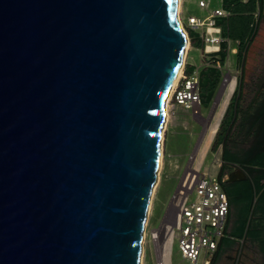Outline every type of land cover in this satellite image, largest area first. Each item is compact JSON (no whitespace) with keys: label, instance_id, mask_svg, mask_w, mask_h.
Returning <instances> with one entry per match:
<instances>
[{"label":"water","instance_id":"water-1","mask_svg":"<svg viewBox=\"0 0 264 264\" xmlns=\"http://www.w3.org/2000/svg\"><path fill=\"white\" fill-rule=\"evenodd\" d=\"M177 7L0 0V264H140Z\"/></svg>","mask_w":264,"mask_h":264},{"label":"rangeland","instance_id":"rangeland-1","mask_svg":"<svg viewBox=\"0 0 264 264\" xmlns=\"http://www.w3.org/2000/svg\"><path fill=\"white\" fill-rule=\"evenodd\" d=\"M202 1L206 4L205 9L198 7L199 0H182L180 18L183 27L187 31V18L189 16L203 19L215 9H222V0ZM257 22L254 38L250 44H246V47L244 46L242 55L237 54L238 42L229 40L225 42L227 48L223 66L220 68V79L208 105L200 108L201 118H193L191 112L185 110L182 106L169 105V119L163 138V170L161 171L160 183L151 205L143 250V264H155L158 258L155 244L150 239V232L162 222L170 198L188 163L189 156L198 154L203 145V141L209 131L208 128L214 121L213 118L210 119L214 103L219 95L223 93L225 81L229 78H235V87L239 80L242 81L239 102V107L242 111L248 107L252 97L255 96L256 98L262 94V89L264 88V46L258 47V45L261 37V30L259 29L264 24V20ZM232 49H235V53H233ZM213 59L215 57H212L210 62H207L201 55V49H194L190 45L185 66L189 64L194 70L197 69L200 72L203 66H213L210 64ZM259 85H261L260 90H258ZM244 119L246 117L239 115L236 128L232 134L233 140H242V136H240L242 128L240 125L245 126ZM208 152L199 168L202 174H207L210 178L218 177L221 173L226 175L229 167H236L247 175L245 181L237 182L238 184H225L223 187L231 199L226 227L231 237L243 239V247L245 246L244 248L257 261V264H264V209L261 211L260 207L264 200V153L254 157L252 152L242 154L230 149L228 154L223 156L221 147L214 153L209 150ZM216 160L221 162L220 169L214 162ZM169 214L170 212H168ZM170 260V264H188V262L182 260L175 241H173L171 246ZM228 260L227 257L226 261ZM198 264H200V261H198Z\"/></svg>","mask_w":264,"mask_h":264},{"label":"built area","instance_id":"built-area-1","mask_svg":"<svg viewBox=\"0 0 264 264\" xmlns=\"http://www.w3.org/2000/svg\"><path fill=\"white\" fill-rule=\"evenodd\" d=\"M198 7L205 9V2L199 0ZM253 16L254 23L251 27L256 24L258 14ZM225 17L226 12L215 9L203 19L194 16L187 18L186 28L198 34L202 43L201 55L207 62H210L212 54L220 51V45L227 41L221 36V29L217 25V20ZM183 32L189 40L187 30ZM209 47L212 50H207ZM214 63L216 68L220 69L219 63ZM171 104L189 110L193 118H201L202 105L197 69L190 75H186L185 68L183 69L171 94L169 105ZM195 158L196 155L189 156L162 222L150 232V239L155 244L158 254L155 264H170L173 241L176 242L182 260L188 264H198V261L200 264H211L221 240L233 239L226 227L230 204L222 187L225 175L210 178L207 174H202L200 169L195 167ZM214 162L220 169L221 162L217 160ZM160 242L163 246L167 244L168 261H165L163 252L160 256Z\"/></svg>","mask_w":264,"mask_h":264},{"label":"trees","instance_id":"trees-1","mask_svg":"<svg viewBox=\"0 0 264 264\" xmlns=\"http://www.w3.org/2000/svg\"><path fill=\"white\" fill-rule=\"evenodd\" d=\"M222 10L227 13V17L217 20V25L221 29V36L229 41L238 42V55H242V51L250 44L255 35L256 27H251L254 21V14H258L257 21L264 20V0H222ZM258 23V22H257ZM188 37L190 38V45L194 49H202V43L198 34L188 29ZM245 46V47H244ZM227 45L222 43L220 45V51L212 54L215 57L210 63L211 67L203 66L201 71H198L199 79V93L201 97V105L206 107L213 93L215 92L219 79L220 69L215 67L214 62H218L220 68L223 66V60L225 58ZM243 57V56H242ZM193 67L187 64L185 67V74L190 75L193 71ZM242 81L239 80L235 90L229 100V103L224 111L218 126L217 132L211 142L209 151L211 153L216 152L220 147L222 155L228 154V150L234 149L236 152L247 153L252 152L253 156L264 153V88L262 94L259 97H252L249 101L248 107L242 111L239 107L240 91ZM261 85L258 86L260 90ZM246 117L244 119V125L241 126L242 136L241 141L233 140L232 134L236 128L238 117ZM238 127V126H237ZM233 167L228 168V172ZM227 172V173H228ZM252 175V172H251ZM224 174L221 173L220 177ZM234 184H238L237 182ZM225 183H222L224 187ZM229 204L231 205V199ZM261 211L264 209V200L261 203ZM264 236V235H263ZM215 258H213L211 264H213Z\"/></svg>","mask_w":264,"mask_h":264},{"label":"bare ground","instance_id":"bare-ground-1","mask_svg":"<svg viewBox=\"0 0 264 264\" xmlns=\"http://www.w3.org/2000/svg\"><path fill=\"white\" fill-rule=\"evenodd\" d=\"M181 6H182V0H178L177 18H178V22L180 24L181 29L185 30L184 27H183L182 20L180 18ZM207 50H212V48L209 47ZM189 51H190V44H189V40L187 39L186 44H185V48L183 50V54H182V58H181V62H180L179 68L177 70V73L175 75V78H174V80L172 82L171 88H170V90L168 92L167 98H166L165 103H164L165 119H164V122H163V127H162V131H161V138H160L159 165H158V169H157V172H156V181H155V184H154V186L152 188V192H151L150 204H149V208H148V211H147L145 227L148 225V222H149V217H150L151 205H152L153 197H154L156 189H157V187H158V185L160 183V174H161V171L163 170V138H164V133H165L166 128H167V122H168V119H169V115H168L169 101H170L173 89L175 88L178 80L180 79V77L182 75V72H183V69H184V66H185V62H186V58H187V55H188ZM233 53H235V50H233ZM235 84H236L235 78H229L228 80L225 81V84H224V88L225 89L223 90V93H222V96H221V100H220V103H219V106H218L219 108L217 109V113L215 112L216 113V115H214L215 118L213 117L214 121L212 120L213 121V123H211L212 126L211 125L209 126V128H208L209 131H208V134H207V136L205 137V139L203 141V145L201 146V149L199 150L198 154H196V158H195L194 162H195V167L197 169L200 168V165H201L202 161L205 160L204 158H205V156H206V154L208 152L210 143L212 142V138H213L214 134L217 132L216 130H217L219 121L221 119V116L224 113V110H225V108H226V106L228 104L229 98L231 97V95L233 94V92L235 90ZM145 240H146V230L143 233L142 253H141V262H140V264H143V255H144V253H143L144 251L143 250H144V246H145ZM159 251H160V256H161V252H163L165 261H168L167 244L166 245L164 244V246H163V243L160 242L159 243Z\"/></svg>","mask_w":264,"mask_h":264},{"label":"crops","instance_id":"crops-1","mask_svg":"<svg viewBox=\"0 0 264 264\" xmlns=\"http://www.w3.org/2000/svg\"><path fill=\"white\" fill-rule=\"evenodd\" d=\"M256 26H257V23L254 24V27ZM259 30H261L260 32L261 37L259 40L258 47H263L264 46V24L261 25ZM227 241H230V242H227ZM242 244H243L242 239L233 238L232 240H229V239L221 240V242L219 243L218 249L214 255L215 261L213 264H257V261L254 260L252 255L246 251V249L244 248L245 246L243 247ZM227 257L229 259L228 261H226Z\"/></svg>","mask_w":264,"mask_h":264}]
</instances>
